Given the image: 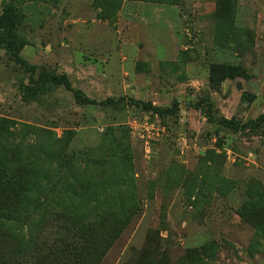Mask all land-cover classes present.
I'll return each instance as SVG.
<instances>
[{"label":"rangeland","instance_id":"rangeland-1","mask_svg":"<svg viewBox=\"0 0 264 264\" xmlns=\"http://www.w3.org/2000/svg\"><path fill=\"white\" fill-rule=\"evenodd\" d=\"M6 28L70 89L25 98L36 74L0 47V250L57 215L86 239L57 264H264V126L216 121L264 115V0H0Z\"/></svg>","mask_w":264,"mask_h":264},{"label":"trees","instance_id":"trees-1","mask_svg":"<svg viewBox=\"0 0 264 264\" xmlns=\"http://www.w3.org/2000/svg\"><path fill=\"white\" fill-rule=\"evenodd\" d=\"M23 46V40L12 30L8 28L0 30V47H3L10 59L19 64L25 72L31 75V77L36 74L34 85L25 87V98L35 97L40 92L39 89L46 84L62 85L70 89V82L64 74H48L44 71L36 73L35 69L29 66L20 55ZM218 68L219 72H224V75L231 78L240 73V68L238 66H218ZM72 94L77 103L84 105L114 106L124 101L123 97L117 99L106 98L103 101H96L86 97L79 90H74ZM129 102L145 112L158 116L174 115L179 110V106L176 102L168 107H157L150 102L134 99H130ZM192 105L194 107L205 106L208 117L210 118L211 106L204 99H200ZM216 121L221 126L232 131L258 129L264 126V115H259L257 118L248 120L244 123L226 118H220ZM9 189L8 183L0 184V202L3 206L5 205V199L10 200ZM46 221L50 222L49 231H41L37 234L39 244L35 247H29L26 250L22 249L19 244L10 243L7 248L0 250V264H22L18 261V257L23 255L30 256L29 259L32 261L30 264H57L59 261L71 256L75 245L86 241L85 237L78 231L76 226L72 224L69 218L52 215L45 220V223ZM23 252H25V254H23ZM24 262L27 263L28 261Z\"/></svg>","mask_w":264,"mask_h":264}]
</instances>
